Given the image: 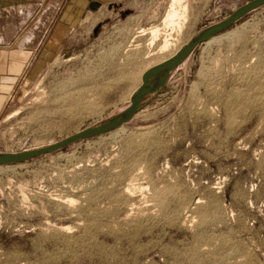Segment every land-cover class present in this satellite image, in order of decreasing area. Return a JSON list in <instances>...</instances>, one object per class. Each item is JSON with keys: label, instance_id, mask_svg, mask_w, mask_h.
Instances as JSON below:
<instances>
[{"label": "rangeland", "instance_id": "rangeland-1", "mask_svg": "<svg viewBox=\"0 0 264 264\" xmlns=\"http://www.w3.org/2000/svg\"><path fill=\"white\" fill-rule=\"evenodd\" d=\"M184 1L162 53L137 31L162 29L169 0L54 23L0 112V152L106 122L144 69L248 0ZM0 264H264V4L198 44L129 121L0 165Z\"/></svg>", "mask_w": 264, "mask_h": 264}, {"label": "crops", "instance_id": "crops-1", "mask_svg": "<svg viewBox=\"0 0 264 264\" xmlns=\"http://www.w3.org/2000/svg\"><path fill=\"white\" fill-rule=\"evenodd\" d=\"M104 1L0 0V112L23 80L35 54L45 45L51 26L71 24L79 12L89 11ZM185 58L169 72L166 82Z\"/></svg>", "mask_w": 264, "mask_h": 264}, {"label": "water", "instance_id": "water-1", "mask_svg": "<svg viewBox=\"0 0 264 264\" xmlns=\"http://www.w3.org/2000/svg\"><path fill=\"white\" fill-rule=\"evenodd\" d=\"M263 4L264 0H248L244 2L233 9L223 19L196 32L172 55L147 67L141 73L140 84L132 91L128 105L116 115L109 118L106 122L94 126H86L70 135L46 145L23 148L19 151L0 152V165L21 162L44 153L61 149L74 141L98 136L129 121L139 110L142 99L147 94L154 93L161 88L165 84L169 72L198 44L209 40L217 34H220L248 12Z\"/></svg>", "mask_w": 264, "mask_h": 264}, {"label": "bare ground", "instance_id": "bare-ground-1", "mask_svg": "<svg viewBox=\"0 0 264 264\" xmlns=\"http://www.w3.org/2000/svg\"><path fill=\"white\" fill-rule=\"evenodd\" d=\"M185 8H186V4H185L184 0H169L168 9H167V11H166V13L162 19V25H163L162 29L164 32L161 33L162 29L160 27H158L157 25H151V26L146 27V28H140L137 32H144V33H145V31L149 32V34H150L149 45H152L154 40H157V38L161 39V41L159 43H157L158 44V49L156 50L157 52L162 53V52L168 51V50L172 49V47L175 45V39L171 35V30L173 29V25L175 24L176 26H178L177 27L178 28L177 33L180 32L179 31L181 28L180 19L182 20L183 11L185 10ZM183 20H184V18H183ZM164 25H165V27H164ZM42 29H44V27ZM161 35H163V36H161ZM217 35H215V36H217ZM159 36H161V38ZM215 36H213L209 40L205 41L204 43L210 42L211 40H213L215 38ZM176 50L177 49H174V51L169 53L166 57L163 56L164 57L163 59L172 55ZM153 53H156V52H153Z\"/></svg>", "mask_w": 264, "mask_h": 264}]
</instances>
